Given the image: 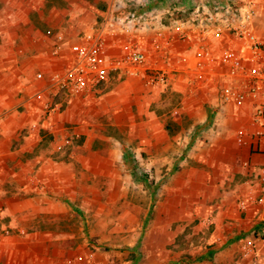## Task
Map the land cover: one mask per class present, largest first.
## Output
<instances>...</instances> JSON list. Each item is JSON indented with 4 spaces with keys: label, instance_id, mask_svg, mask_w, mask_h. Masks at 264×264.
Returning a JSON list of instances; mask_svg holds the SVG:
<instances>
[{
    "label": "rangeland",
    "instance_id": "rangeland-1",
    "mask_svg": "<svg viewBox=\"0 0 264 264\" xmlns=\"http://www.w3.org/2000/svg\"><path fill=\"white\" fill-rule=\"evenodd\" d=\"M19 1L0 0V26L9 12L27 16L26 37L36 40L30 54L37 60L45 55L27 74L34 117L22 130L40 140L26 152L38 157L30 171L17 174L20 166H14L16 174L0 183V238L2 228L20 238L19 251L0 264H184L178 253L196 245L194 223L174 220L163 227L164 203L175 196L167 188L182 180L183 170L220 171L219 157L233 148L226 142L242 121L210 113L214 91L190 92L186 81L148 86L142 76L122 73L85 94L48 86L56 67L37 39L55 30L45 17L64 21L63 28L96 25L114 0ZM39 71L44 79L36 77ZM38 89L42 101L33 97ZM198 110L212 115L195 121ZM213 123L216 132L209 130ZM187 260L192 264V256Z\"/></svg>",
    "mask_w": 264,
    "mask_h": 264
},
{
    "label": "built area",
    "instance_id": "built-area-1",
    "mask_svg": "<svg viewBox=\"0 0 264 264\" xmlns=\"http://www.w3.org/2000/svg\"><path fill=\"white\" fill-rule=\"evenodd\" d=\"M148 1L114 0L100 24L89 25L73 37L61 30H47L50 58L57 61L62 57V44L70 47L66 64L50 72L48 86L71 95L85 94L114 74L142 76L148 86L166 84L176 73L185 74L190 92L205 87L214 91L216 112L228 108L245 111L242 124L234 128L233 142L248 148L249 157L241 166L251 193L239 203L242 208L248 202L261 205L264 13L260 9L264 0H194L189 8L179 9L178 15L164 7L144 11L134 7L135 2L140 5ZM141 34H147L148 41L144 42ZM176 43H181L184 51L172 53ZM36 77L44 79V72H37ZM43 96L42 89L33 93L36 101H42ZM43 107L47 108V103ZM209 130L217 131L214 123ZM252 155L262 156V161ZM7 235L8 230L2 228V236ZM255 238L242 240L239 245L241 257L249 258L250 264H259Z\"/></svg>",
    "mask_w": 264,
    "mask_h": 264
},
{
    "label": "crops",
    "instance_id": "crops-1",
    "mask_svg": "<svg viewBox=\"0 0 264 264\" xmlns=\"http://www.w3.org/2000/svg\"><path fill=\"white\" fill-rule=\"evenodd\" d=\"M23 1L28 2V0ZM147 3L137 5L135 2L134 7L140 11L148 10L150 7H164L169 12L178 15L179 9L189 8L194 0H149ZM260 10L264 13L263 6ZM15 15L14 17L9 12L3 21V25L0 26L2 37L0 45L1 184L5 183L12 173L16 174L14 166H20L17 169V174L23 175L26 174V171H30L29 166L31 163L34 164L38 157H28L26 152H30L40 140L31 132L26 136L22 130L26 129L34 117L33 108H29L27 102V97L30 95L29 88L25 86V82L28 80L27 74L32 66L37 65V62L40 64V61L45 59V55L42 59L37 60L36 55L30 54L34 49L33 43L36 44V40L34 39L35 41L32 43L26 37L31 33L25 26L26 20L29 19L23 14L20 15L19 12ZM12 18H15L16 21H13ZM44 21L52 30L56 31L61 27L62 30H60L69 34V37H73L80 30L81 25V30L89 26V24L81 21L78 26L75 25L76 27L69 24L68 27L63 28L64 21L55 20L53 16L45 17ZM35 31L34 35L37 36L40 32L38 29ZM141 38L144 42L148 41L147 34H141ZM37 40L47 45V50L49 49L50 39L38 35ZM184 49L185 47L181 43H176L171 51L178 54ZM61 53L62 57L57 61L50 59L47 62L53 63L56 68L61 64L64 65L63 63L66 62V59L68 60L70 53L68 43L62 44ZM159 62L165 64L162 60ZM184 76L185 74L182 73L173 74L167 84L171 83L172 86L183 85L186 81ZM213 111L214 115L221 114L227 119H231V117L241 121L245 119V111L243 112V110L237 112L228 108L225 111L216 112L213 109L210 113ZM210 113L206 114L205 111L198 110L197 112L193 111L192 115L195 121H201L213 114ZM155 128L156 124L151 123L150 130L154 131ZM154 140L153 142L157 144L156 136ZM165 141L163 137L161 142ZM226 143H228L227 146L233 148L224 150L223 154L220 155V171L196 170L193 172L183 170L178 173V177L182 180L176 182L175 186L167 188V193L175 194V196H168L164 203L163 227L170 226L174 220L182 221L183 225L194 223L192 233L196 235V245L178 253L185 259L184 264L190 263L187 260L189 256H192V264H250L249 258L241 257L239 245L242 240L253 237H256L255 249L259 264H264V201L261 205L248 202L244 208L239 203L240 199L249 196L251 193V185L245 180L247 177L241 166L242 161L249 157V151L246 146L236 145L232 138ZM12 145L18 148L11 151ZM252 158L262 161L260 155H252ZM19 241L20 238L18 237L14 239L10 236L0 238V260L12 251L17 253L20 248H16L15 243Z\"/></svg>",
    "mask_w": 264,
    "mask_h": 264
}]
</instances>
